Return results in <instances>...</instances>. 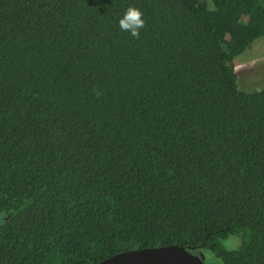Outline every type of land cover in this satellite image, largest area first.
<instances>
[{"label": "trees", "instance_id": "1", "mask_svg": "<svg viewBox=\"0 0 264 264\" xmlns=\"http://www.w3.org/2000/svg\"><path fill=\"white\" fill-rule=\"evenodd\" d=\"M260 36L264 0H0V264H264V85L233 61Z\"/></svg>", "mask_w": 264, "mask_h": 264}, {"label": "rangeland", "instance_id": "2", "mask_svg": "<svg viewBox=\"0 0 264 264\" xmlns=\"http://www.w3.org/2000/svg\"><path fill=\"white\" fill-rule=\"evenodd\" d=\"M236 82L242 89L259 88L264 85V36L255 38L251 44L234 57ZM7 213L0 211V225L5 221ZM227 249L236 248L239 244L237 234L228 235L221 239ZM197 254L205 264H223L222 261L208 248H200Z\"/></svg>", "mask_w": 264, "mask_h": 264}, {"label": "water", "instance_id": "3", "mask_svg": "<svg viewBox=\"0 0 264 264\" xmlns=\"http://www.w3.org/2000/svg\"><path fill=\"white\" fill-rule=\"evenodd\" d=\"M92 264H205L185 246L168 244L119 251Z\"/></svg>", "mask_w": 264, "mask_h": 264}, {"label": "clouds", "instance_id": "4", "mask_svg": "<svg viewBox=\"0 0 264 264\" xmlns=\"http://www.w3.org/2000/svg\"><path fill=\"white\" fill-rule=\"evenodd\" d=\"M118 24L121 30H128L130 31L132 36H138V30L144 24V20L142 19V12L133 6H129L119 17Z\"/></svg>", "mask_w": 264, "mask_h": 264}]
</instances>
